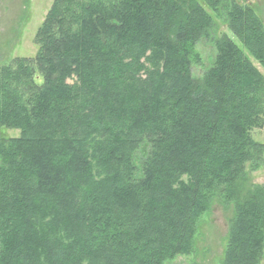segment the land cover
<instances>
[{
  "label": "trees",
  "instance_id": "1",
  "mask_svg": "<svg viewBox=\"0 0 264 264\" xmlns=\"http://www.w3.org/2000/svg\"><path fill=\"white\" fill-rule=\"evenodd\" d=\"M201 1L233 38L199 0H52L35 55L0 65V264H167L215 200L219 264H261L264 25Z\"/></svg>",
  "mask_w": 264,
  "mask_h": 264
},
{
  "label": "rangeland",
  "instance_id": "2",
  "mask_svg": "<svg viewBox=\"0 0 264 264\" xmlns=\"http://www.w3.org/2000/svg\"><path fill=\"white\" fill-rule=\"evenodd\" d=\"M240 5L250 6L264 25V0H235ZM52 0H0V65L15 57H33L37 50L35 33L43 21ZM205 10L213 16L211 9L199 0ZM220 32L232 37L226 24L218 22ZM198 48L204 55V63L210 62L214 48L209 43H201ZM253 63L264 75V69ZM19 130L2 129L0 137L16 136ZM255 141L264 143V121L260 129L251 133ZM264 184V160L248 176L245 187ZM233 214V202L224 204L218 200L212 202L210 210L201 218L195 241V251L189 255L174 257L167 264H219L227 242L229 220ZM264 264V257L261 261Z\"/></svg>",
  "mask_w": 264,
  "mask_h": 264
}]
</instances>
